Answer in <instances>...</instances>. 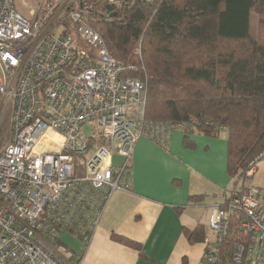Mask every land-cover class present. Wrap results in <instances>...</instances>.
<instances>
[{"label": "built area", "instance_id": "2783aa9c", "mask_svg": "<svg viewBox=\"0 0 264 264\" xmlns=\"http://www.w3.org/2000/svg\"><path fill=\"white\" fill-rule=\"evenodd\" d=\"M36 7L44 15L29 18L15 0H0V124H9L0 144V264H79L60 251L62 234L85 246L127 179L136 142L163 143L173 125L145 120V83L123 76L84 9L69 12L75 32L65 35L49 4ZM235 214L254 242L237 244L234 262L264 264V188L255 186L212 209L202 264L216 263Z\"/></svg>", "mask_w": 264, "mask_h": 264}, {"label": "trees", "instance_id": "16d2710c", "mask_svg": "<svg viewBox=\"0 0 264 264\" xmlns=\"http://www.w3.org/2000/svg\"><path fill=\"white\" fill-rule=\"evenodd\" d=\"M79 7L124 67L123 76L145 83V120L172 124L185 135L215 137L226 130L230 193L249 191L245 172L264 152V0H124L121 6L80 0ZM63 23L61 33L74 35ZM240 220L232 216L215 264H238L236 245L254 242ZM206 232L199 225L187 237L207 241Z\"/></svg>", "mask_w": 264, "mask_h": 264}, {"label": "crops", "instance_id": "0c3cea01", "mask_svg": "<svg viewBox=\"0 0 264 264\" xmlns=\"http://www.w3.org/2000/svg\"><path fill=\"white\" fill-rule=\"evenodd\" d=\"M128 170L124 185L105 204L90 241L82 246L65 232L61 245L79 264H201L206 240L190 242L187 233L199 225L207 230L212 209L230 195L226 130L211 137L172 129L163 143L143 136L134 146ZM248 185L264 188V157L252 165ZM206 233L210 241L211 232ZM112 235L139 247L119 243Z\"/></svg>", "mask_w": 264, "mask_h": 264}, {"label": "rangeland", "instance_id": "374dc122", "mask_svg": "<svg viewBox=\"0 0 264 264\" xmlns=\"http://www.w3.org/2000/svg\"><path fill=\"white\" fill-rule=\"evenodd\" d=\"M41 2H46L47 4H49L50 12L51 14H53L52 26L57 32L63 29L64 27L63 21L67 25V32L72 33L74 31L75 25L70 21L69 12L72 9L80 8L79 7L80 0H15L17 9L29 18L41 17L44 15V11L41 8L36 7L37 3H41ZM32 10H33V14L31 12ZM87 22H88V18H87ZM257 30H258L257 14L255 13V11H251V15H250L251 35L255 37L257 35ZM8 128H9L8 117H6L4 121L0 124V132H2L4 139L2 143H4L7 140L6 137L8 134ZM83 131L85 135H90L92 132L91 125L84 124ZM119 160H120L119 157H116V162H118ZM76 247H77V243L74 242L73 248L75 249ZM60 251L63 252L64 254L68 253V251L62 245H60Z\"/></svg>", "mask_w": 264, "mask_h": 264}]
</instances>
